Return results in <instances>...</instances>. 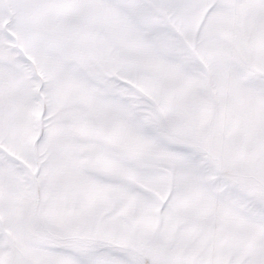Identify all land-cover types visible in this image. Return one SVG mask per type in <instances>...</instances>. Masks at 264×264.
<instances>
[{
  "label": "rangeland",
  "instance_id": "rangeland-1",
  "mask_svg": "<svg viewBox=\"0 0 264 264\" xmlns=\"http://www.w3.org/2000/svg\"><path fill=\"white\" fill-rule=\"evenodd\" d=\"M249 2L224 10L235 40L214 76L185 41L138 58L134 30L17 31L0 0V264H264V31ZM173 152L207 179V215L236 209L244 234L168 203Z\"/></svg>",
  "mask_w": 264,
  "mask_h": 264
},
{
  "label": "crops",
  "instance_id": "crops-1",
  "mask_svg": "<svg viewBox=\"0 0 264 264\" xmlns=\"http://www.w3.org/2000/svg\"><path fill=\"white\" fill-rule=\"evenodd\" d=\"M237 1L239 0H8V5L16 11L13 16L17 15L18 27H15V29L24 33L41 30H78L80 32L91 30L93 32L109 33L112 37V32L128 34L131 30H134L137 36L135 44H132V46L136 48L138 58H140L141 48H153L158 53L170 55L171 51L174 53L176 48L182 47L184 49L183 45L177 47L173 42L185 41L191 49L197 50L195 52L200 62L208 65L207 68L215 76L222 69L221 64L223 62L226 63V55H223L219 50L225 46L229 47L231 41L234 42L235 40V26L233 30L229 28V22L224 18V15L229 16V12L224 10L231 7L232 10H235ZM252 1L250 0L249 2L250 9L253 7H251ZM257 1L256 7H254L256 8L254 14L257 16V31L259 33L264 31V0ZM244 6L245 4L243 3L238 9ZM212 23L215 27L210 26ZM50 24L62 27H44ZM21 26H23L22 29L20 28ZM211 31L213 32L212 36L207 37L206 34ZM109 35L105 34L104 37ZM20 37L28 42L24 45L25 47L46 46L42 43H34L36 41L34 39L36 38L35 36L31 39H28L27 35H21ZM260 41V37H258L257 42L259 43ZM164 62L174 64L171 60ZM152 153L154 154L155 152L153 151ZM169 154L173 158L174 174L166 180L173 179L171 189H173L174 193L168 196V203L178 201L186 206L188 201H196L194 204L197 205L199 213H201V224H208L214 219L216 221L221 219L222 224L226 223L225 226H227L226 228L222 226L223 229L221 231L226 229V231L232 230L235 235L237 233L238 235L244 234L245 224L248 225L249 223L244 221V218L240 219L236 209L233 208L232 215H225V213L223 214V209L214 200L215 215H207L208 206L212 204V201H209L211 198L209 187H206L207 179L199 177V171L195 174V169H190V165H185V162L182 164L183 168H177L175 153ZM124 165L125 173L127 174L128 165L127 163ZM135 173L136 177H138L137 185L141 178L143 183L145 181L149 182L148 185L154 189L156 174H144L146 177L144 178L143 175L141 177L137 170ZM127 178L126 175V181ZM186 193L189 195H186ZM229 216L232 219H229ZM238 218L241 221H238ZM170 219V215L166 216L163 226ZM184 221L185 219L180 220L182 223ZM167 224H170V222ZM217 224L219 223L217 222ZM167 227L170 228L169 225ZM199 232L200 235L197 240L205 242L206 247L204 246L203 249H207L209 228L199 229Z\"/></svg>",
  "mask_w": 264,
  "mask_h": 264
}]
</instances>
